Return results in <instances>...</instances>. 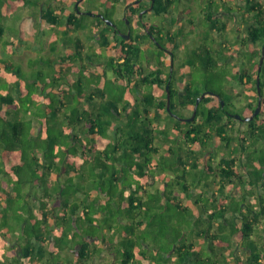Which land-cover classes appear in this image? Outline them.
Here are the masks:
<instances>
[{"label":"trees","instance_id":"1","mask_svg":"<svg viewBox=\"0 0 264 264\" xmlns=\"http://www.w3.org/2000/svg\"><path fill=\"white\" fill-rule=\"evenodd\" d=\"M51 2L0 3V43L3 44L0 47V176L9 181L15 176L18 185L30 180V185L36 183L42 190V198L36 200L40 212L30 227L21 221L23 240L18 244L21 251L12 255L16 263L22 260L21 264H35L37 257L39 264H44L43 260L46 264H62L64 250L68 256L75 257L68 258L67 264H264V118L259 119L264 115V61L260 73L258 70L264 45V0H237L240 7L253 14L249 42L254 46L238 56L232 72L224 73L218 68L229 62L234 53L224 59L217 57L212 53L209 39H202L194 49L196 65L201 70L212 69L216 76L226 79V84L236 81L244 86V91L237 94L246 101L247 114L256 107L257 95L252 91L257 90L260 74L262 107L259 114L246 121L248 126L242 137L241 129L233 122L244 120L227 114L231 93L223 89L218 91L220 99L213 98L212 106L209 96H205L192 120L174 117L175 108L182 111V107L188 108L186 104L194 105L200 91L192 90L190 85L186 90L174 87L176 72L164 70L165 55L155 53V58L149 57L147 61L148 69L142 61L138 65L142 70L136 68L142 45L151 39V34L155 35L152 27L150 31L144 26L133 31L130 41L116 31L111 39L101 27L98 39L102 47L89 53L92 58L113 48L107 68L116 79L126 80L124 86L117 87L123 106L118 107L111 99L98 111L91 105L82 110L81 104L75 102L81 97L77 99L75 95L66 103V89L53 88L66 83L81 94L85 88H95V82L91 78L84 81L82 77L77 81L71 75L62 80L64 74H51V70L43 71L44 68L28 75V70L12 58L28 39L4 38L7 29L12 28L3 24L5 17L10 18L25 7L39 10L46 3L51 6ZM158 3L159 0L154 3L155 13L171 5L158 7ZM107 4L99 1L106 9L98 10L114 21L117 6ZM65 16L58 19V15L50 14L48 19L53 26L61 28ZM122 22L126 25L125 19ZM87 27L91 28L84 24ZM227 27L218 26L217 34H225ZM89 35L95 39V35ZM242 44L247 47L245 39ZM76 56L74 53L66 60L59 57L50 66L63 65ZM256 56L258 61L254 59ZM38 62V58H33L30 64ZM106 71L101 75L106 76ZM44 73L49 82L38 91L36 87L41 86L38 79ZM168 82L171 110L167 109ZM130 85L139 94L134 103L125 97L126 87ZM156 85L164 88L159 96L154 92ZM231 88L228 83L227 89ZM41 92L45 101L37 102ZM95 93L91 91L88 99H94ZM162 110L171 123H161L166 121L160 119ZM186 113L178 114L189 117L193 114L192 107ZM159 137L168 144L162 154L156 143ZM176 154L177 159L169 161ZM177 165L183 167L182 172L177 171ZM190 170L202 172L193 191L187 179ZM132 175L144 182L136 181ZM45 181L52 183L51 191L42 184ZM181 183L182 190L174 194V188ZM6 189V184L0 182V197L7 193ZM60 207L63 211H59ZM109 215L113 218L109 219ZM98 220H103L100 233L83 232L86 223L96 226ZM58 230L71 237L79 233L80 238L76 236L71 241L63 235L56 236Z\"/></svg>","mask_w":264,"mask_h":264},{"label":"rangeland","instance_id":"2","mask_svg":"<svg viewBox=\"0 0 264 264\" xmlns=\"http://www.w3.org/2000/svg\"><path fill=\"white\" fill-rule=\"evenodd\" d=\"M97 3L95 2V0H84L82 2V7L88 8L90 9L89 12H92V10L94 9V7H96L97 9H101L104 10L106 9L105 5L100 6L99 5V1H103L107 4V0H96ZM128 0H120L119 3L118 0L117 1H113L110 0V3L107 4L109 6H113V8L115 6H117L116 12L118 17H121L124 14V5ZM222 1V0H173L171 2V5L169 7H163L166 10L170 9L174 12H177L178 14H180L179 16V20L180 18L183 19V22H181V27L180 30L178 32H175L177 38V47L178 45L181 46V41L184 40V37L187 35V30L190 25L194 24V28L192 29V31L194 32L193 35H191L190 38V45L189 46H182V49L177 50L178 56L185 61L186 64H190L191 66V70L190 72H186L184 69V66L182 67V65L178 64L179 62L176 61V74L175 77L173 79V83H174V87L177 90H183V88L186 86V84H184L185 81H189L190 82V87L192 90H198L200 91V95L202 93V90H204L205 87H210L216 91H221L226 90L229 94L230 92L227 89V84L229 83L230 86H233V88L237 89L239 92H241L240 90H242L244 88V86L242 87V84L240 82H236V81H229L226 84V79L221 77V76H216L213 72L212 69L209 70H201V68L199 67V65H196V54H195V50L196 46L198 45V42H195L194 40H197L198 35L200 34V38L198 41H201L202 39H209L211 40V47H212V53L214 55H216L217 57H220L222 59H224L228 54H232L234 53V57H232V59L229 60V62L226 61V63L219 66V70L221 72L224 73H229L232 72L236 67L235 65H237L238 61H239V57L241 56L243 53L245 52H249L250 51V46L253 47L254 45L251 44L250 41V31L249 28L252 26V20L251 17L253 14L248 13V10L246 11L244 8L240 7L237 3V0H227L226 3ZM62 3V1L60 2V4ZM240 5L243 6V3H241ZM201 6L205 7L207 12L212 11L213 18L209 19V18H203L202 16L199 18L198 17V11L197 9L202 8ZM185 9V11H183L182 9ZM195 10V12L193 11ZM183 11V13H182ZM152 13H149L147 16H150ZM31 10L30 8H24L21 9L19 12V16L15 22V19L13 18H6L5 16V24H13V25H17V26H21L22 24H26L25 27L28 30H32L31 32L35 33L36 31H38L37 33V39H34L33 41H27L24 45H22L21 50L12 56L13 60L15 62H19L20 64H22V67L24 69H27V73L28 75L31 74H35L38 70L43 69V71L46 70H51L52 73L51 74H56L55 68H51V63L55 62L56 60H59L60 54H64L66 53L65 50L67 51V42L70 43V46H72V49L74 50L75 48L81 50V51H85L86 50H90V42L91 40L89 38H87L88 36V29L89 28H84V38H83V42L84 43H77V42H71L69 40L65 41H56V40H51V39H47L44 38V32L43 30H40V26L36 23H32L31 20ZM197 16V17H196ZM108 19V18H107ZM162 18H159V20L161 21ZM81 20L84 24L94 21H97V18H95L92 15H87V14H83V16L81 17ZM174 20H175V16H174ZM191 20L194 21V23H191ZM173 21V20H172ZM159 22V21H158ZM32 23V25H31ZM172 23V22H171ZM31 25V26H30ZM119 25H121L122 27L124 26V23L119 22ZM220 25H225V27L228 25V28H226V33L225 34H217V27ZM30 26V27H29ZM103 26V25H102ZM102 26H99V28H101ZM29 27V28H28ZM202 27V28H200ZM203 27H206L203 30ZM105 27H102L101 29H103ZM108 28V27H107ZM125 28V27H123ZM186 28V29H184ZM110 29V28H109ZM105 30L107 32H109L106 28ZM201 30V32H200ZM35 31V32H34ZM185 31V32H184ZM52 32L55 34L57 32L56 28H53ZM60 32V31H58ZM61 33H64L61 31ZM97 33H99V31H95V34L97 35ZM110 33V32H109ZM186 34V35H185ZM217 34V35H216ZM136 36V34H134ZM11 37L12 33H9V30H7L4 33V38L7 37ZM19 37V36H18ZM252 38V36H251ZM243 39H245L247 47L243 46L242 42ZM249 39L248 43L247 40ZM17 40L19 41V38H17ZM147 41L149 42L150 39H147ZM94 47L96 48L98 46L101 47V45H99L96 41H92ZM69 45V44H68ZM3 44L0 43V47H2ZM154 46V45H153ZM260 45H257V47H259ZM245 47V48H244ZM63 50H60L62 49ZM152 49H154V53L151 51ZM178 49V48H177ZM1 50V48H0ZM60 51V52H59ZM64 51V52H62ZM113 48L110 47L107 51L105 50L104 53V57L102 56V60H99V64L95 63L94 66V71L90 72V71H85L83 70L81 67H79L78 71V76L77 75H73L74 78L75 77H81L84 81H87L86 78H91V82H95L93 84V86H95V88H85L83 93H78L77 91H75L74 89H72L70 86H65L66 89V99L64 100L66 103L69 102L70 100V96L71 95H75L77 97V99L79 97H81V99L83 100H79L75 102H77L78 104H81V109H85L87 108V105H91L92 107H95V111L99 110L103 107L106 106L107 103H109L111 101V99H113L114 101L117 102L118 107L123 106L124 102L121 101L119 99V97L121 96L120 90L117 89V87L119 85H123L125 84V81L122 79H116V77L114 76L112 70H107L106 71V76H102L99 72H103V70H105L106 68V62H107V57H109V55L112 53ZM54 52H59V54H54ZM86 57H84V63H86L87 65L93 62L94 58H90V55L87 52H84ZM141 53V58H144L143 61H148L149 57L155 58L154 54H162V52H158L156 48H150L148 50L143 49L140 51ZM189 54V55H188ZM2 55L0 54V57ZM33 58H38L39 62L37 64H35V68H33V65L30 64L31 59ZM42 58V59H41ZM255 61H258L257 56L254 58ZM264 61V60H263ZM77 62H79V59H74L70 64L71 66L77 65ZM145 63V62H144ZM18 66V63H16ZM239 66H241V61L238 64ZM16 66V67H17ZM145 69H148V64H144ZM89 70H91V67H88ZM167 68V67H166ZM259 68V67H258ZM59 69V68H58ZM70 72H72L71 70L73 69H68ZM98 70V71H96ZM50 71V72H51ZM67 78V76H65ZM65 77H61L62 80H65ZM23 78V76H22ZM40 82L41 86H37L36 89L39 87L38 91H41L43 86L45 84H47L49 81L47 79L46 73H44V76L41 79H38ZM75 80H77L75 78ZM82 80V81H83ZM78 81V80H77ZM83 81V82H84ZM188 82V83H189ZM85 83V82H84ZM3 87H6V84L3 83ZM54 89V88H53ZM60 86L56 87V90H59ZM90 89V90H89ZM132 89V91H130ZM51 90V89H50ZM112 90L113 93H111L110 91ZM126 93H125V97H127L126 101H129V103H134V99L136 97V95H139L138 92L136 93V88L134 85H130L129 88L126 87ZM91 91H96L95 93V97L94 99L89 100L88 97L90 95ZM154 92L156 95H161L164 92V88L157 86L156 88H154ZM255 93V91H252ZM99 93V95H98ZM104 94V95H103ZM203 94V93H202ZM39 98L37 100V102H44L45 100L42 98V92L38 93ZM105 96V98H103ZM256 96V95H254ZM69 97V98H68ZM202 100V99H201ZM244 100V98H243ZM131 101V102H130ZM229 102V99L227 100ZM240 101V100H239ZM245 101V100H244ZM257 103L256 106L258 104V98L256 99ZM246 102V101H245ZM178 106H180L179 101L177 102ZM241 103V101L239 102ZM237 102L235 103L234 106H230V104L228 103V108H230L231 111L236 112L235 114H246V110L243 108H238L237 106ZM184 108V107H182ZM189 108V109H188ZM186 110H180L178 107L175 108V118L178 117H182L180 116L178 113L180 114H187L186 112H189L190 107H188ZM256 108V107H255ZM151 116L154 115V113H150ZM31 115H29L30 117ZM160 119H165L166 118V111L162 110L161 113L159 114ZM262 119L264 118V115H261ZM190 117V116H189ZM184 118V117H183ZM122 119V118H121ZM180 119V118H179ZM237 120H239L238 118H236ZM171 120V119H170ZM184 120V119H183ZM262 122V121H261ZM162 124L164 123H171V121H169L166 118V121H161ZM234 126L238 129H241V134L239 136H243L244 131L247 128V123L243 122V121H234L233 122ZM172 131V130H171ZM262 134L264 135V133L262 132ZM250 136L247 135V139L249 140ZM245 140V142H246ZM156 143L159 145V152L160 154H162V152H165L166 147L168 146V144L164 141L161 140V138H157ZM262 143H259V147H261ZM213 147V145L211 146ZM258 147V150H260V148ZM177 152L179 153V150H177ZM260 152V151H259ZM165 155H167V153H164ZM163 154V155H164ZM164 155V156H165ZM178 155L176 154L175 156L171 157L169 159V161H175L177 159ZM17 160H15L16 162ZM177 171L182 172L183 171V167L177 165L176 166ZM170 174V173H167ZM133 179H135L136 181L138 180L139 182H144L139 176L135 177L134 175L131 176ZM202 177V172L200 170H190L189 174H188V182H190L191 184V191L195 190V188H197V183L200 180V178ZM7 179V178H6ZM8 180V179H7ZM17 178L15 176H12V181L9 182L8 180V184H6L8 187V191H9V197L8 195L4 194L3 196L5 197V201H0V229L2 228V231H6V238L9 237V235L13 236V240H17L18 239V234L21 235V232H18L16 235L14 233H16L14 230L16 228V230L21 228V221H26L28 223V226L30 227V225L33 222V218L35 215H38V213L40 212V207L38 206V204H36V200H39V198H42V190L41 188H39L38 186H36V183H34V185H30L31 181L30 180H26L25 183H22L20 185H18L17 183ZM37 182V181H36ZM42 184L49 189L50 191L52 190V183L45 181L42 182ZM158 184V183H157ZM182 183L180 185H177L176 188H174V194H179L180 190H182ZM34 187V189H33ZM34 190V191H33ZM32 191V193H31ZM8 197V199H7ZM7 200V201H6ZM186 200V198H185ZM189 202L191 201V199H188ZM59 211H63V209L60 207ZM108 218V217H107ZM113 217L111 215H109V219H112ZM36 219V217H35ZM96 226H94L93 224H88L86 223L85 226H83V232L86 231H90V233H100V225L103 224V220H98L96 221ZM102 226V225H101ZM9 230V231H8ZM67 230V229H65ZM56 236H61L63 235L64 238H68V240L74 241L76 239H79L80 234L76 233V236L71 237L70 235L66 234V232H61V230H58V232H55ZM10 236V237H11ZM63 257L64 254H68L65 253V251L63 250L62 252ZM5 255L1 252L0 254ZM71 255V254H70ZM74 260V259H72Z\"/></svg>","mask_w":264,"mask_h":264},{"label":"flooded vegetation","instance_id":"3","mask_svg":"<svg viewBox=\"0 0 264 264\" xmlns=\"http://www.w3.org/2000/svg\"><path fill=\"white\" fill-rule=\"evenodd\" d=\"M9 1L11 2H17L18 0H0V3H8ZM62 1V3L60 4V2ZM68 0H53V2H51V6L48 5V3L43 4V6L40 7L39 10H36L34 7H29L32 13V17L35 18V16H38V20H39V25L43 24L41 22L44 21H48L47 22V30L48 32L52 33L53 28L58 29L57 27L53 26L52 23L50 22V19H46V15H48V18H50V14L51 17H55L56 15H58V19H63L65 15H67V17L65 16V23H64V33H61V31L56 35V34H49V35H45L44 38L47 39H53L56 41H66L69 40L71 42H77V43H83V38H84V23L81 20V17L83 16V14H87V15H92L95 18H97V21L92 22V27L93 29H97L99 31V26L103 23L101 21H103L105 24L104 26H109L108 31L110 32L111 35V39L113 37L116 36L115 31L120 34V36H122V34H127L128 32L130 33V37L129 38H124L126 41H130L131 39V34L133 31H136L138 29H141V26H144L146 28V30H149V27H152L154 30L155 35L151 34L150 36V41L147 42L150 46V48H156L157 51L162 52L163 55H165V67L164 70L165 71H172L173 69L176 70V61H178L179 65L181 64L182 67L184 66V69L186 72H190L191 70V66L190 64H186L185 61H183L177 53V50L182 49V46H189L190 45V38L191 35L194 34V32L192 31V29L194 28V24L190 25L187 30V35L184 37V40L181 41V46L178 45V47H174L177 41V36L175 34V32H178L180 30L181 27V22H183V19L180 18L179 20V16L180 14H178L177 12H174L170 9H162L160 13H155L154 10V3L156 2V0H128L125 5H124V14L121 17H117L116 14L114 15V21L112 20V24H108L105 20V16L99 12V10L94 7V9L92 10V12H89L90 9L82 7V1L80 0V2L78 3V6H76V2L77 0H72L71 3L68 5L67 4ZM172 0H159L158 3V7L160 6H167V4H170ZM95 2L97 3V1L95 0ZM81 4V5H80ZM202 8L197 9L198 11V17L199 16L205 18H209L212 14V11L207 12L206 8L201 6ZM35 9V10H34ZM136 10L137 13H136ZM183 11H185V9L183 8ZM195 12V10H193ZM67 13V14H66ZM149 13H152L150 16H147ZM102 14V16H101ZM129 16V19L127 18ZM174 16H175V20H174ZM159 18H162L161 21L159 20ZM109 19V18H108ZM125 19L126 20V25H124L123 28L121 25H119V22L122 23V20ZM173 20V21H172ZM159 21V22H158ZM139 22H141V25H139ZM172 22V23H171ZM191 23H194V21L191 20ZM202 28V27H200ZM206 27H203V30ZM228 28V27H227ZM186 29V28H184ZM185 32V31H184ZM201 32V30H200ZM219 34V33H218ZM217 35V34H216ZM123 37V36H122ZM200 38V34L198 35L197 40H194L195 42H198L197 44H199L200 41H198ZM249 39L247 40L248 43ZM156 42V46H153V43ZM249 45V43H248ZM258 45V42H256V47ZM143 49H145L144 45H142ZM175 48V53L173 51V49ZM178 48V49H177ZM107 51V50H106ZM102 55H105V53H103ZM112 55V53L109 55V57L105 58L107 59V61L109 60L110 56ZM166 57L169 59L167 61ZM141 61L143 62V60L141 58H139V62L136 64V68L138 67L139 69H141L138 65L141 64ZM99 64V61H96ZM95 62V63H96ZM167 67V68H166ZM108 69V68H107ZM142 70V69H141ZM189 81H185L184 84H186V86L183 88L184 90H186L188 88V85H190ZM232 88L229 89L228 91L231 93V98L229 99V104L230 106H234L235 103L237 102V106L238 108H243L245 109V107L247 106V103L243 100L242 95H238L237 89H233V86H231ZM243 87V85H242ZM240 91H244V88ZM202 93H205L204 97L209 96L208 100L209 101V106H212V100H214L213 98H219L221 97V95L219 94L218 91L210 88V87H205L204 90H202ZM201 93V94H202ZM253 94L257 95V98L259 96L257 90L254 92H252ZM203 97V98H204ZM202 98V99H203ZM241 103H239L240 101ZM196 103L193 104H186V106L188 107H192L193 111H194V107H195ZM224 106V104H222ZM186 107L183 108V110H185ZM236 112H233L230 110V108H227V114L230 117H234ZM252 114L253 112H249V114ZM249 114H243V118L246 116H249ZM250 114V115H251ZM262 116L259 117V119ZM241 120V119H240ZM244 120V119H243ZM243 122H246L245 120Z\"/></svg>","mask_w":264,"mask_h":264},{"label":"crops","instance_id":"4","mask_svg":"<svg viewBox=\"0 0 264 264\" xmlns=\"http://www.w3.org/2000/svg\"><path fill=\"white\" fill-rule=\"evenodd\" d=\"M68 3V2H67ZM25 8H29V7H25ZM24 9V8H23ZM20 10L21 9H18L16 12H15V14L12 16V17H10V18H13V19H15V22H16V20H17V18H18V16H19V12H20ZM35 10V9H34ZM183 10V9H182ZM117 13L118 12H116V16H117ZM182 13H183V11H182ZM48 15L49 14H47L46 15V19H48ZM31 16V20H32V23H36L37 22V24L39 25V20H38V16L36 15L35 16V18H33L32 17V15H30ZM118 17V16H117ZM49 20V19H48ZM47 22L48 21H44V22H41V23H43V24H41V25H39L40 26V30H43V32H44V36L45 35H49L51 32H48V30H47ZM32 23H31V25H32ZM91 23V24H90ZM3 24L4 25H8V24H5V21H4V19H3ZM10 24V23H9ZM87 24H89V26H91V28H89L88 29V31H89V33H91V34H93V36L95 35V39H92L91 40V38H90V35H89V33H88V36H87V38H89L90 40H91V42H90V45H89V47H90V50H86V48H83V49H85V51L83 50V51H81V50H79V49H77V48H75L74 50L72 49V46H70V43L69 42H67L68 44H67V51L65 50V52L66 53H64V54H60V57H64V59L66 60V59H68V58H71L72 56H73V54L74 53H76V58L75 59H79V62H77V65H74V66H71V62L74 60V59H72L71 61H69L68 63H63V65H62V63L61 64H59V63H55V65H54V68L56 69V72L57 73H59V74H64V76H69V75H71V76H73L74 74L75 75H77L78 76V73H79V71H78V69H79V67H81V68H85L84 70L86 71H90V72H92V71H94L95 69H94V64H95V62L96 61H99V60H102V56L104 57V55H102V54H95V56H93L94 55V52H92L93 53V57L92 58H94L93 59V62L91 63V65L90 64H86V63H84V57H86V55H85V53L84 52H87L88 51V54L89 53H91L90 51L92 50V51H94V50H99L101 47H102V45L100 44V42H99V39H98V37H99V33H97V35L95 34V31H98L97 29H93V27H92V22L90 21L89 23H87ZM11 26H12V28H11V30L9 29V33H12V36L11 37H7L6 39H8V38H13V39H15V40H17V38H19V40H20V38L22 37L23 39H28V41H33L34 39H37V33H38V31H34L35 33H33V32H31L32 30H28L26 27H25V25L26 24H22L21 26L19 25V26H17V25H13L12 23L10 24ZM30 25V26H31ZM29 26V27H30ZM100 26H102V24L100 25ZM28 27V28H29ZM102 27H105L104 26V24H103V26ZM61 28H62V32L64 31V29H65V27H63V26H61ZM61 28H58L57 29V32L56 33H59L58 31H61ZM88 28V27H87ZM99 28V27H98ZM106 28V27H105ZM105 28H103L104 30H105ZM86 29V28H85ZM107 29V28H106ZM8 30V29H7ZM108 30V29H107ZM101 31V29L99 28V32ZM64 32H66V31H64ZM53 33V32H52ZM51 33V34H52ZM55 33V34H56ZM109 33V32H108ZM54 34V33H53ZM19 36V37H18ZM109 36H111L110 35V33H109ZM111 38V37H110ZM18 41V40H17ZM59 41H61V40H59ZM92 41L94 42V41H96L99 45H101V47L100 46H98V47H96V48H93L94 47V45H93V43H92ZM66 42V41H65ZM148 42V41H147ZM145 43V45H144V47L145 48H150V46H149V44L148 43ZM84 43V42H83ZM110 48V47H109ZM60 50H63V48L62 49H60ZM108 50V49H107ZM60 52V51H59ZM59 52H54V54H59ZM62 52H64V51H62ZM97 53V52H96ZM112 54H113V51H112ZM166 59H167V61L169 60L167 57H166ZM100 62V61H99ZM143 62H145L144 64H146L147 62L146 61H143ZM97 63V62H96ZM106 65H107V62H106ZM35 65H33V68H35L34 67ZM88 67H91V70H89V68ZM59 68V69H58ZM73 69V70H71L72 72H70L68 69ZM105 70H108L107 69V66H106V68H105ZM96 71H98V70H96ZM99 72V71H98ZM103 72H104V70H103ZM103 72L101 73V72H99L100 74H103ZM74 77V76H73ZM82 77V76H81ZM66 78V77H65ZM76 79H78V77H75ZM80 78V77H79ZM67 84L66 83H63V85H60V87H62V88H65V86H66ZM67 86H69V85H67ZM157 87V85L154 87V88H156ZM51 88H48V90H50ZM53 90H55V91H57L56 90V88H54ZM157 96H159V95H157ZM81 100H83V99H81ZM88 106V105H87ZM191 108V107H190ZM186 110V109H185ZM0 182H2V183H5V184H8V180L5 178V177H3L2 175L0 176ZM10 182V181H9ZM7 186V185H6ZM8 187V186H7ZM7 190V193H6V195H8V197H9V191H8V189H6ZM8 197H7V199H8ZM0 201H5V197L2 195V197H0ZM7 201V200H6ZM99 215V214H98ZM9 231V230H8ZM16 233H14L15 235L18 233V232H21V235H19L18 234V239L15 241V240H13V236H11V235H9V237L8 238H6V231H2V228L0 229V254H1V252L3 253V254H6V256L5 255H0V264H17L16 263V261L14 260V258L12 257V255L13 254H16V252L17 253H20V251H21V249H20V246L18 245L19 243H22V240H23V238H22V231H21V229H18V230H16V228H15V230H14ZM11 236V237H10ZM11 251V252H10ZM65 253H68V252H65ZM63 255V254H62ZM69 254H64V257H63V259H62V261H61V263L62 264H67V259L68 258H70V259H75V257H74V255H70V256H68ZM17 257H18V259L20 260V254H17ZM37 262H39V260H38V258L37 257H34V263L36 264ZM41 262H43L44 264H46L45 263V260H43V261H41ZM22 263V260H21V262L20 263H18V264H21ZM37 264H39V263H37Z\"/></svg>","mask_w":264,"mask_h":264},{"label":"water","instance_id":"5","mask_svg":"<svg viewBox=\"0 0 264 264\" xmlns=\"http://www.w3.org/2000/svg\"><path fill=\"white\" fill-rule=\"evenodd\" d=\"M80 2V0H77L76 2V6H78V3ZM102 16V14H101ZM106 22L108 24H112V20L111 19H107L105 18ZM123 38H129L130 37V33L128 32L127 34H122ZM263 60H264V45L262 47V56L260 58V63H259V73L261 71V67H262V64H263ZM260 83H261V77H260V74H258V77H257V92L259 94L258 96V104L255 108V110L253 111V113L249 116H246V117H242L240 114H235L236 118H238L239 120L240 119H244L245 121H250L254 118L255 115L259 114L260 113V110H261V107H262V95H261V86H260ZM166 91H167V109L168 110H171L170 109V105H171V91H170V82L167 83L166 85ZM205 93L201 94L200 96L197 97L196 99V105L194 107V111H193V114L190 116V117H178L180 119H184V120H192L195 115H196V111H197V106L199 105L201 99L204 97ZM222 104H224V100L221 101ZM173 114V113H172ZM175 115V114H174ZM177 117V116H176Z\"/></svg>","mask_w":264,"mask_h":264}]
</instances>
